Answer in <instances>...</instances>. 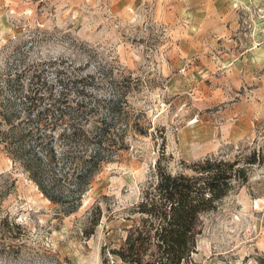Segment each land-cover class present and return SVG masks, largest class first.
I'll list each match as a JSON object with an SVG mask.
<instances>
[{
    "label": "rangeland",
    "instance_id": "374dc122",
    "mask_svg": "<svg viewBox=\"0 0 264 264\" xmlns=\"http://www.w3.org/2000/svg\"><path fill=\"white\" fill-rule=\"evenodd\" d=\"M81 88L121 95L148 135L128 137L69 215L0 142V264H112L104 250L137 218L162 150L171 173L255 156L248 181L202 218L185 264L264 260V0H0V132L24 116L28 91L74 100ZM95 204L102 217L86 236Z\"/></svg>",
    "mask_w": 264,
    "mask_h": 264
},
{
    "label": "trees",
    "instance_id": "16d2710c",
    "mask_svg": "<svg viewBox=\"0 0 264 264\" xmlns=\"http://www.w3.org/2000/svg\"><path fill=\"white\" fill-rule=\"evenodd\" d=\"M78 96L72 100L65 91L47 96L28 91L22 96L24 116L3 120L7 129L0 132L12 162L65 215L81 207L103 168L128 150V137L148 135L144 114L121 95L106 97L81 88ZM163 157L162 150L152 176L141 187L132 207L137 218L125 230L123 242L104 250L112 264L189 262L202 233V218L245 184L248 168L257 163L254 155L243 162L211 156L187 166L189 173H171L163 166ZM101 217L98 204L88 209L86 236L93 234ZM2 225L13 226L7 216Z\"/></svg>",
    "mask_w": 264,
    "mask_h": 264
},
{
    "label": "bare ground",
    "instance_id": "6f19581e",
    "mask_svg": "<svg viewBox=\"0 0 264 264\" xmlns=\"http://www.w3.org/2000/svg\"><path fill=\"white\" fill-rule=\"evenodd\" d=\"M46 200V199H45ZM47 201V200H46ZM48 202V201H47Z\"/></svg>",
    "mask_w": 264,
    "mask_h": 264
}]
</instances>
